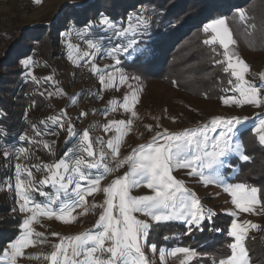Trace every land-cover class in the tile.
I'll return each mask as SVG.
<instances>
[{
  "label": "rangeland",
  "instance_id": "374dc122",
  "mask_svg": "<svg viewBox=\"0 0 264 264\" xmlns=\"http://www.w3.org/2000/svg\"><path fill=\"white\" fill-rule=\"evenodd\" d=\"M93 1L0 0V63L4 59L5 52H8L7 50L10 45L18 38L20 39L19 36L25 27L35 29L34 27L40 26L42 30L36 31L35 37L43 34L37 42L32 44L29 48L30 55L21 60V65H19L24 72L23 80L27 79L37 94V97L31 104L32 106L25 108L23 126L26 125V127H23L24 129L21 131V135L14 145V149L11 147L2 148L0 144V196L7 203L11 204L10 210L5 213H3L4 205H0V222L3 221L0 223V241L4 238L7 240L3 251L0 253V264H50V261L46 260L45 257L50 256L56 244L65 238H70L85 232L98 231L94 226L103 211L102 205L104 204L105 197L102 191L94 193L91 196L86 195L85 202H78L79 206L72 211L74 219L71 223H63L54 217L51 219L43 216L38 217L31 225V228L34 232L40 233V235L31 237L35 241V246L25 248L22 258L18 257L13 262L11 250H8V255L4 254V250L10 242L14 231L17 229L19 232L16 239L23 234L22 223L29 215L19 210L20 204L23 202L16 195L15 166L20 164L23 168L31 169L34 180L38 182L47 173L37 171V168L32 166L50 165L62 158H66L65 153L69 149L77 147L82 138V132L78 131L77 119L74 113L77 107V99H75V96L70 90L72 78L71 68L77 63L76 53L73 52L70 59L68 45L78 46L82 52L91 50L87 48L85 39L77 35L78 30L72 25H70L67 31L60 33V47L52 49L53 42L57 41V35L59 34L57 33L58 30L54 31V29L50 33H47V26L49 24L52 25V22H54L57 16L63 15V19L66 18L67 8L70 9V7L85 5ZM147 10L144 9L133 14L125 12L122 26H128L129 16L136 17L138 13L151 14V11ZM239 13L237 12L240 18ZM97 17L96 19H98ZM58 22H61V20ZM224 26L227 27L226 23ZM158 28L159 26L156 27V30ZM240 31L241 33L233 32L234 38L232 37V39L234 43L230 45V49L246 63L249 69L245 74V80L253 85L261 86L260 97L264 98V81L261 80V77L264 76V36L262 35V33L264 34V28H255L252 33H249L250 30L247 33H244L242 30ZM205 34L208 40L214 35L211 30ZM138 38H140V34L135 36L129 34L127 37H113L111 41H117V45H126L130 40H137ZM28 44H31V42L29 41ZM214 45L220 50V55L222 56V60H224V49L221 48L218 42ZM113 46L110 44L107 47H103L101 52H93V56L89 58L98 66L101 72L107 68L116 77L115 88H113L111 82L107 86L99 83L102 90L101 98L107 125L113 121H132L126 128L124 125L118 126L124 131V135L121 137L119 144L120 157L128 156L132 153L133 149L151 142L157 133H162L165 130L168 133H179L184 130L203 128L213 120H232L239 118L241 123L236 126L230 135L232 136L231 143L233 146L239 145L240 147L229 154L227 157V165L220 171L222 173V179L226 183L237 184L244 180L242 183L249 187H252L251 185L254 187L253 182L256 180L254 178L264 173V145L260 144L258 139L259 134L254 130L258 127L260 119H263L264 104L256 107L247 103L242 105L233 103L234 100L240 99V96L234 90V78L231 77L230 72L226 73L224 71L226 64L217 67V70L219 72L222 71L224 76L222 84L225 85V88L221 93L222 95L216 100H207L204 97L189 95L174 86L166 85L164 82L153 77V74H144L140 68L132 72L122 69V67L125 68L124 65H116L115 60L107 55ZM247 47L250 50L255 48L258 51L251 54L247 51ZM238 48L240 51H243V56L240 55L242 52L238 51ZM52 52L56 53L53 56L54 58L51 56ZM119 55L124 56L127 60H131L133 57V54L132 56L118 54L117 58H119ZM25 60H30L31 63L27 65L22 64V61ZM51 63L52 68L49 69L48 65L50 66ZM121 72L125 75L138 77L137 80H130L128 82L132 84V88H129L127 83H120L119 75ZM7 73L8 71L5 68L0 71V97L6 101H16L18 97L11 99L15 88L13 87V81L12 83L8 82V86L4 85V81L8 77L5 75ZM12 78H7L10 79L7 81H11ZM230 80L233 81L232 84L229 83ZM133 90H135L138 97V102L133 106V111L136 113L135 117L130 112H125L122 107L118 106V104L123 103L125 95L130 96ZM225 99L228 101L227 104L224 103ZM110 101L112 102L111 104L109 103ZM53 117L61 118L63 127H60L59 123L53 124L51 119ZM42 121H46V123H41ZM69 124L73 126V131L77 134L72 138H69L67 131ZM34 126L43 135L37 136L33 130ZM219 130L218 128L217 132ZM118 134L114 126L112 131L106 133L107 141L109 139L114 141ZM215 134L209 133V135ZM21 136H25L26 139L21 140ZM60 142L63 144L68 143L69 148L65 150L62 158L55 159V150ZM45 144L49 147L45 148ZM21 148L26 150L25 153L21 154L19 152ZM5 150L9 152L7 159L4 157ZM244 155L248 157V160L245 161L242 159ZM98 156L99 153H97V158ZM127 171L128 167L125 165L116 174H107L108 176L106 175L101 180L100 188L102 189L108 186L116 178L122 177ZM190 171V169L179 168L175 169L172 175L176 180L181 181L189 192L195 194L201 206L206 210V218L201 222V226H192L191 230L201 232L207 223L211 232L220 234L224 226L222 223L228 220L226 234L231 238L230 244H232L235 241L229 235V230L231 223L235 220L237 223L243 224L246 228L245 239L243 241L246 249L247 238L257 230L258 225L264 220V200L262 199L260 191L258 192L260 203L253 208L252 212H242L232 204L231 196L224 192L222 186L211 183L206 185L198 174L200 169H197V174L193 175H189ZM101 173H103V167L99 170H92L91 175L95 177ZM205 174L207 175V170H205ZM246 180H249L251 185ZM256 188L258 189V187ZM43 190L48 193H53L50 187H45ZM152 194L151 190L146 186H140L131 192L133 196ZM32 196L37 202H46V198L40 197L38 193L34 192ZM61 199L63 200L64 197L62 196ZM73 200H75V197H73ZM73 200H69L68 202L71 203ZM58 206L59 202L57 205H52L53 208H57ZM135 215L137 219L144 220L150 225L149 235L146 240H141V251L146 264H219L221 259H227L232 255L230 245L228 247L224 245L217 247L215 254H212L209 260L205 258L204 253L196 251L199 247L196 250L191 249L195 253L194 255L192 253L187 255L182 253L171 255V252L177 248L189 249L190 246L183 244V240H180L177 235H171L168 231H165L163 226L172 223L180 224L186 228L188 226L179 220L161 221L157 223L139 213ZM16 216L20 218L17 228L16 224L13 225L16 223L13 220ZM250 225H256V227L252 228ZM160 230L164 234L160 233ZM200 242L202 243L203 240ZM152 245H155V250L152 249ZM246 251L247 256L245 260L247 264H250L248 250L246 249ZM226 253H228V256L222 258L221 256Z\"/></svg>",
  "mask_w": 264,
  "mask_h": 264
},
{
  "label": "snow or ice",
  "instance_id": "6c2138e0",
  "mask_svg": "<svg viewBox=\"0 0 264 264\" xmlns=\"http://www.w3.org/2000/svg\"><path fill=\"white\" fill-rule=\"evenodd\" d=\"M240 18L244 19V12L239 13ZM225 25L224 19H217L204 27V32L211 30L214 35L205 44L219 43L223 51V61H215L217 64H226L224 71L230 72L234 78V90L239 93L240 99L234 100L237 105L251 104L260 107L264 104V98L260 97L261 86L253 85L245 80V74L249 71L246 63L231 51L230 45L234 43L232 35ZM96 25L89 23L83 29L77 31V35L85 39L87 48L91 51H81L78 46L68 45L70 49L69 58L72 53H76V66H83L88 63L93 74L98 76L99 83L107 86L109 82L115 88L116 77L107 68L101 70L88 58L93 56V52L99 53L103 49V43L100 38L89 39V34ZM98 26L103 32H111L113 37H127L129 34L147 33L150 27V19L147 15L138 13L136 17L129 16L128 26L118 27L110 18L101 15ZM135 40H130L126 45H114L107 55L115 60L116 65L121 64L117 58L118 54H127L131 56L133 52L139 51L137 59L148 55V49L138 50ZM135 62V61H134ZM30 60L22 61V64H29ZM117 71H119L117 69ZM138 77L134 75H125L123 72L119 75L121 84H128L132 88L130 80L135 81ZM264 81V76L261 77ZM230 84L233 81H229ZM138 102L135 90L131 95H125L123 103L118 104L125 112H130L133 117L136 116L133 106ZM112 103L111 101L109 102ZM224 103L228 101L225 99ZM114 110V109H113ZM87 115L86 112L81 113ZM53 124H60L63 127L62 119L59 117L51 118ZM128 121H113L104 126L105 133L115 130L119 133L115 140L109 139L106 144L103 140L95 141L99 144V156L97 158V149L90 133L85 129L82 138L77 147L69 149L65 153L66 158H62L50 165L32 167L37 171L47 173L45 177L38 182L34 180L31 169L23 168L20 164L16 167V195L20 201V211L28 213V217L22 223L23 234L14 241L7 244L4 254L8 255L11 250L13 262L16 258L23 257V250L27 247H34L35 241L32 236H39L31 228V225L38 217L55 218L63 223H71L74 217L72 211L79 206L78 202H85V196H91L94 193L102 191L104 194L103 211L99 215L95 224L98 231L85 232L70 238H65L54 246L50 256L45 259L50 264H146L141 251V240L147 238L150 232V225L144 220L136 218L137 213L149 217L154 222L179 220L183 221L191 231L192 226L200 227L201 222L206 218L205 209L194 193H191L184 187L181 181L175 179L172 172L175 169H190L189 175H199L207 185L218 184L223 187L224 192L232 198V204L242 212H252L253 208L260 203L258 199L259 190L256 187H249L244 183L229 184L222 179L221 169L227 165V157L237 149L231 143L234 129L241 123L239 118L232 120H213L209 125L194 130H184L179 133H168L165 130L157 133L152 141L140 145L133 149L132 153L121 158L119 155V144L124 131L119 125L125 128L131 124ZM41 123H46L42 121ZM220 129L217 132V129ZM37 136L43 135L38 130L33 129ZM259 135L260 144L264 145V119H260L258 127L254 129ZM69 138L76 136L73 126L68 125ZM209 133H216L209 135ZM0 135H7L0 130ZM21 136V140H25ZM31 143V141H29ZM45 148L49 146L44 145ZM104 147L110 150L112 159L116 163V169L127 165L128 171L122 177L113 180L108 186L100 188L101 180L110 174L112 169L108 167L105 161L109 153L104 151ZM25 149H19L21 154ZM82 153V154H79ZM9 152L4 151V157L7 159ZM243 160H248L244 155ZM103 167V173L93 177L92 170H99ZM207 170V175L205 174ZM26 177V178H25ZM83 182V183H82ZM85 185H87L85 187ZM140 186H146L152 195L133 196L132 190ZM50 187L53 193L45 192L43 189ZM38 193L40 197L46 198V202H37L33 199L32 193ZM64 197L62 200L61 197ZM75 197V200H73ZM69 200L73 202L69 203ZM59 206L53 208L52 205ZM95 207V205H93ZM211 215V214H210ZM255 228L256 225H250ZM246 228L243 224L235 220L231 223L229 235L234 238V243L230 244L232 255L227 259H221L219 264H247L245 257L247 251L243 245ZM55 235V234H54ZM155 250V245L151 246ZM178 253H192L188 248H177L171 252V255Z\"/></svg>",
  "mask_w": 264,
  "mask_h": 264
},
{
  "label": "trees",
  "instance_id": "16d2710c",
  "mask_svg": "<svg viewBox=\"0 0 264 264\" xmlns=\"http://www.w3.org/2000/svg\"><path fill=\"white\" fill-rule=\"evenodd\" d=\"M144 9L151 11V14L144 13L150 19V27L147 33L140 34V38L135 40L137 42L134 47L138 50L146 48L149 54L137 59L139 55V51H137L132 53L131 60L119 55L118 59L125 66L122 69L132 72L140 68L144 74H153V77L166 85L174 86L189 95L204 97L207 100L218 99L222 95L225 85L222 84L223 72L217 70V67L223 66V64L215 63V61H223L220 50L214 44L204 43L205 40H208L207 35L203 32L204 27L217 19H224L232 37L234 31L241 33L240 30H242L247 33L250 30L249 33H252L255 28H264V0H94L92 3L67 8V13L64 11L66 18L63 19V15L57 16L52 22L53 24L47 26V33L54 29V31L58 30L59 34L57 41L53 42L52 49L60 47V33L67 31L70 25L81 30L89 23L96 25L92 28L89 39L95 40L99 37L103 47L110 44L117 45V41H111V39L113 40L111 32H103L97 26L101 15L110 18L120 27L124 21L125 12L133 14ZM241 11L246 15L244 19L238 17L237 12ZM59 20L61 22H58ZM157 26H159L158 30H156ZM34 28H24L19 36L20 39L18 38L10 45L0 63V71L3 68L8 71L5 74L8 77H6L4 85L8 86V82L12 83L13 81V87H15L11 99L18 97L16 101L11 102L0 97V130L7 133V135H0L2 148L11 147L14 149L23 127H26V125L23 126L25 108L32 106V102L37 97L29 81L23 80L24 72L19 66L21 65L20 61L30 55L29 48L32 44L43 35L35 37L36 31L42 29L40 26ZM262 35L264 36L263 33ZM29 41L31 44H28ZM238 51H240L239 48ZM247 51L252 54L258 50L255 48L250 50L247 47ZM240 52H242L240 55L243 56V51ZM55 54L52 52L51 56L53 57ZM48 67L51 69L52 63ZM9 77H13L11 81H7L10 80L7 79ZM68 148V143H58L55 159L62 158ZM254 179H256L253 182L254 187H258L264 200V173ZM246 181L251 185L249 180ZM251 186L253 187V185ZM1 204L4 205L3 213L10 210L11 204L0 196ZM13 220L16 222L13 225L16 224L17 228L20 218L16 216ZM227 221L222 223L224 226L220 234L211 232L207 223L201 232L189 231L188 227L176 223L163 226V229L171 235H177L180 240H183V244L190 246L189 249L196 250L199 247L196 251L204 253L205 258L209 260L212 254H215L217 247L230 245L231 238L226 234ZM161 230L160 233L164 234ZM18 235L19 232L16 229L10 241H14ZM201 240H203L202 243ZM6 241L5 238L0 241V253L3 251ZM246 249L250 264H264V220L258 225L257 230L247 238ZM227 254L221 257H227Z\"/></svg>",
  "mask_w": 264,
  "mask_h": 264
},
{
  "label": "built area",
  "instance_id": "2783aa9c",
  "mask_svg": "<svg viewBox=\"0 0 264 264\" xmlns=\"http://www.w3.org/2000/svg\"><path fill=\"white\" fill-rule=\"evenodd\" d=\"M76 64L71 68L70 90L75 99H77V107L74 113L77 119L78 131L82 133L85 129L89 131L94 142V147L97 149V153H99L101 146L96 144L95 141L103 140L105 144L107 142V136L103 130L107 123L105 121V113L103 112L101 85L99 84L98 76L91 72L88 63H84L83 66H76ZM84 112L87 115L82 116L81 113ZM262 117L264 119V113ZM104 151L109 153V157L105 163L112 169L110 174H116L118 170L116 169L115 161L111 157L110 150L104 147Z\"/></svg>",
  "mask_w": 264,
  "mask_h": 264
}]
</instances>
